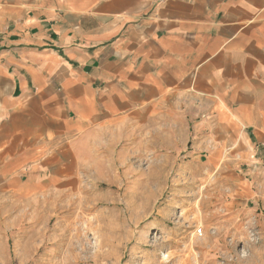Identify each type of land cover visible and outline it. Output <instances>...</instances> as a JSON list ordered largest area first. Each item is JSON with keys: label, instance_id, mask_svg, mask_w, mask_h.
Here are the masks:
<instances>
[{"label": "crops", "instance_id": "0c3cea01", "mask_svg": "<svg viewBox=\"0 0 264 264\" xmlns=\"http://www.w3.org/2000/svg\"><path fill=\"white\" fill-rule=\"evenodd\" d=\"M137 134L264 196V0H0V212Z\"/></svg>", "mask_w": 264, "mask_h": 264}, {"label": "rangeland", "instance_id": "374dc122", "mask_svg": "<svg viewBox=\"0 0 264 264\" xmlns=\"http://www.w3.org/2000/svg\"><path fill=\"white\" fill-rule=\"evenodd\" d=\"M147 138L119 144L65 197L7 201L0 264H264V196L245 199L235 167L186 166L176 136Z\"/></svg>", "mask_w": 264, "mask_h": 264}]
</instances>
